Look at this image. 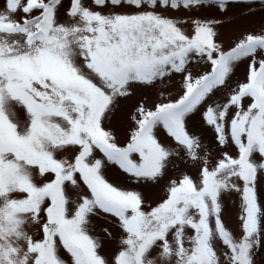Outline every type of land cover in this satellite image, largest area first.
<instances>
[{"label":"snow or ice","instance_id":"snow-or-ice-1","mask_svg":"<svg viewBox=\"0 0 264 264\" xmlns=\"http://www.w3.org/2000/svg\"><path fill=\"white\" fill-rule=\"evenodd\" d=\"M256 12L0 0V264H264Z\"/></svg>","mask_w":264,"mask_h":264},{"label":"rangeland","instance_id":"rangeland-1","mask_svg":"<svg viewBox=\"0 0 264 264\" xmlns=\"http://www.w3.org/2000/svg\"><path fill=\"white\" fill-rule=\"evenodd\" d=\"M256 6H257V12H256L255 16L251 19V21L246 23V26L254 27L256 30H259L262 22H264V17H262V15H261V9L259 8V5H256ZM244 7L245 6L237 5L235 8L230 10V14L234 15V14L242 11L244 9ZM236 27H237V25L234 23H227L225 25L226 35H230ZM159 91H162L165 93V95H167L169 89L168 88H161ZM156 95H158V93H156V92L148 93V100L146 101V103H150L151 100L156 97ZM20 118L21 119L24 118L23 113L20 114ZM226 206L228 207L230 213H232L234 215L236 209L233 207L232 202L228 201Z\"/></svg>","mask_w":264,"mask_h":264},{"label":"water","instance_id":"water-1","mask_svg":"<svg viewBox=\"0 0 264 264\" xmlns=\"http://www.w3.org/2000/svg\"><path fill=\"white\" fill-rule=\"evenodd\" d=\"M256 5H259V0H256Z\"/></svg>","mask_w":264,"mask_h":264}]
</instances>
